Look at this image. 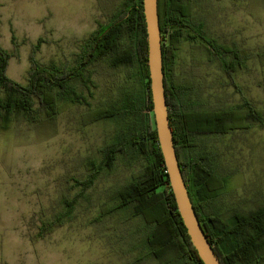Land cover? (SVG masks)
<instances>
[{
	"label": "rangeland",
	"instance_id": "rangeland-1",
	"mask_svg": "<svg viewBox=\"0 0 264 264\" xmlns=\"http://www.w3.org/2000/svg\"><path fill=\"white\" fill-rule=\"evenodd\" d=\"M118 0H0V44L13 56L8 75L27 83L30 56L42 64H63L73 58L83 38L106 23ZM197 12L210 34L222 43L251 52L264 49V0H196ZM192 47L183 43L177 73L200 69V98L206 106L240 105L243 96L264 108V65L248 59L236 74L239 90L215 63L192 61ZM197 67V68H196ZM96 87L81 89L91 108L115 106L125 70L105 62L92 67ZM243 93H241V92ZM85 104L68 105L54 123L16 122L0 131V264H160L144 246L141 220L128 211L107 213L115 192L138 165L119 158L76 206L73 219L39 237L41 222L62 209L64 196L79 191L76 180L88 173V160L118 128L114 121L84 124ZM45 117V116H44ZM216 154L229 189L219 198L221 211L246 210L264 202V127L252 125L203 141ZM113 193V194H112ZM260 198V200H259Z\"/></svg>",
	"mask_w": 264,
	"mask_h": 264
},
{
	"label": "trees",
	"instance_id": "trees-1",
	"mask_svg": "<svg viewBox=\"0 0 264 264\" xmlns=\"http://www.w3.org/2000/svg\"><path fill=\"white\" fill-rule=\"evenodd\" d=\"M195 1L158 0L164 81L177 156L196 213L222 264H264V202L246 210L222 212L218 200L228 191L230 178L221 173L215 152L203 144L209 137L255 124L264 127V108L244 96L237 106H206L200 98L204 86L197 78L200 69L186 76L177 73L183 43L189 42L193 62L205 56L239 90L236 74L248 59L264 65V49L250 53L236 44L220 42L200 19ZM115 6L108 21L81 40L67 63L45 65L37 60L40 38L30 56L26 84L9 77L13 55L0 44V131L7 132L21 121L54 123L64 108L77 104L90 107L83 115L84 124L116 122L118 128L102 147L101 158L88 160V173L81 180L74 179L77 194L64 196L62 209L41 222L38 236L45 237L73 219L80 199L122 158L139 168L113 191L115 205L107 213L128 211L139 218L145 231L144 246L160 264H204L178 211L159 145L143 0H118ZM99 62L127 74L118 83L117 104L93 109L84 91L93 95L92 67Z\"/></svg>",
	"mask_w": 264,
	"mask_h": 264
},
{
	"label": "water",
	"instance_id": "water-1",
	"mask_svg": "<svg viewBox=\"0 0 264 264\" xmlns=\"http://www.w3.org/2000/svg\"><path fill=\"white\" fill-rule=\"evenodd\" d=\"M143 12L147 29L153 114L169 183L175 196L178 211L200 259L204 264H222L196 213L175 148L164 81L158 0H143Z\"/></svg>",
	"mask_w": 264,
	"mask_h": 264
},
{
	"label": "flooded vegetation",
	"instance_id": "flooded-vegetation-1",
	"mask_svg": "<svg viewBox=\"0 0 264 264\" xmlns=\"http://www.w3.org/2000/svg\"><path fill=\"white\" fill-rule=\"evenodd\" d=\"M180 60H181V53H180V57H179V62H180ZM179 65V64H178ZM177 68H178V66H177Z\"/></svg>",
	"mask_w": 264,
	"mask_h": 264
}]
</instances>
